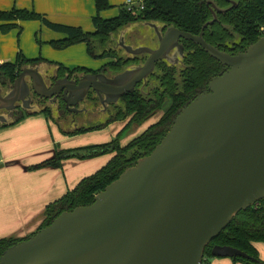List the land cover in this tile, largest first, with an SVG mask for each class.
<instances>
[{"label":"water","instance_id":"obj_1","mask_svg":"<svg viewBox=\"0 0 264 264\" xmlns=\"http://www.w3.org/2000/svg\"><path fill=\"white\" fill-rule=\"evenodd\" d=\"M229 8L208 1L213 19L199 34L175 26L164 32L153 22L158 46H119L143 64L110 77L89 72L46 82L39 67L25 66L4 93L0 110L24 109L31 93H63L70 111L93 90L104 109L146 82L161 60L178 63L182 39L202 46L225 69L183 106L154 150L138 159L96 194L93 203L58 215L50 225L6 249L0 264H202L207 246L243 210L264 200V36L245 51L229 52L204 38L205 28ZM28 105H27V104ZM12 119L0 115L1 124ZM213 256L255 260L230 245H215Z\"/></svg>","mask_w":264,"mask_h":264},{"label":"trees","instance_id":"obj_2","mask_svg":"<svg viewBox=\"0 0 264 264\" xmlns=\"http://www.w3.org/2000/svg\"><path fill=\"white\" fill-rule=\"evenodd\" d=\"M208 1L214 2L220 8H229L232 5L230 0H146L143 9L137 6L132 9L121 6L117 16L104 18L100 13L111 8L112 5L109 0H95L97 14L93 17L94 30L92 31H86L80 26L51 21L45 14L35 10L13 7L10 10H0V22H2L0 30L4 33L12 29L21 30L22 22L39 21L44 26L65 35L63 39L50 41L53 47L65 49L85 43L91 57L112 59L99 71H110L115 74L130 66L143 64L147 57V54L132 56L126 52L125 57L119 54V49L122 47L114 45L115 35L119 31H125L134 23L153 22L158 24L163 32L175 26L181 30L199 34L203 25L213 19ZM235 1L238 3L237 7L226 13H218V19L205 28L204 38L221 50L237 53L245 51L264 36V0ZM154 35L157 38L156 33ZM181 42L185 52L178 63L168 60L159 61L146 82L138 84L133 92L125 94L120 100V105L113 104L115 112L111 113L108 110V115L100 125L68 132L70 135H76L103 129L110 123L122 121L132 115L116 138L106 143L57 151L52 159L34 167L61 166L62 161L68 158L87 159L113 154L111 159L95 173L81 179L75 187L46 206L45 219L40 228L50 225L64 211L93 203L96 194L116 180L128 167L135 165L138 159L154 150L169 131L183 106L206 89L212 77L225 69L202 46L186 39H182ZM43 61L46 60L41 57L27 58L20 51L15 62L0 64V87L8 92L23 67H36ZM49 63L53 62L49 61ZM58 65L60 76L67 73L81 75L94 72L85 67L69 69L62 64ZM166 103H168L167 110L161 118L126 144H121L120 138L127 129L134 130L135 128L132 127L141 126L161 111ZM31 113H44L50 116L51 110H25L13 118L9 124H1V126L15 124ZM28 237L0 239V257L6 249ZM257 241H264V200L241 211L233 219L230 225L207 246L202 264H210V257L213 256L212 248L217 244L233 246L255 259L232 258L236 262L264 264L258 255L255 245Z\"/></svg>","mask_w":264,"mask_h":264},{"label":"crops","instance_id":"obj_3","mask_svg":"<svg viewBox=\"0 0 264 264\" xmlns=\"http://www.w3.org/2000/svg\"><path fill=\"white\" fill-rule=\"evenodd\" d=\"M109 1L111 4L119 3L120 8L125 6L126 0ZM13 7L35 10L45 14L51 21L80 26L86 31L94 30L93 17L97 14L95 0H0V10H10ZM109 9L102 11L100 15L112 18L119 14V9ZM24 23L30 25L29 21L22 22ZM46 29L42 27L43 43L47 46H42V55L39 56L46 61L62 64L69 69L85 67L95 72L112 60L91 57L85 43L56 49L50 41L63 39L65 35L50 28ZM13 30L6 33L0 30V64L15 62L19 54L20 48L14 42ZM153 38L156 39L155 36ZM7 42L9 45L4 48ZM45 53L47 56L43 57ZM24 56L29 58L25 54ZM57 70H46L41 73L46 76ZM121 122L116 121L103 129L95 130L103 132L106 136L99 138L98 144L116 138L124 127L120 126ZM115 124L119 127L115 128L113 126ZM110 125L113 126L112 130L106 131ZM59 126L62 129L55 130V124L50 122L44 113H31L21 121L8 126H1L0 123V239L24 238L36 232L45 219L48 204L75 187L84 177L95 173L113 156L104 154L87 159L68 158L62 161L61 166L47 165L34 168L37 164L52 159L57 151L84 146L74 139L86 138L85 135L82 133L70 135L68 132L71 130L64 129L60 123ZM226 259L228 260H217L216 263L231 264L233 261Z\"/></svg>","mask_w":264,"mask_h":264},{"label":"rangeland","instance_id":"obj_4","mask_svg":"<svg viewBox=\"0 0 264 264\" xmlns=\"http://www.w3.org/2000/svg\"><path fill=\"white\" fill-rule=\"evenodd\" d=\"M126 1H125V3H126ZM134 1H136L138 4V0H134ZM111 5H112V7L109 10H111V9L118 10L119 9V6H118L119 3L111 4ZM29 22H30L29 23L30 25H25V23L22 24L23 28L21 30L20 29H14V30L12 29L14 31V34H15L14 35L15 36L14 42L20 48L18 52H20V51L23 52L29 58H37L40 55H42V51H43L41 49L42 46H47L46 43H43V41H44L43 40L44 39L43 32L44 31L42 30V27L45 29L47 27L44 26L42 23L35 21V20L29 21ZM46 30H48V28ZM154 33L155 32H154L153 28L148 26L147 22L146 23H134V24L128 26L125 29V31H123V32L119 31L115 35L116 41L114 42V45H115V47H119L120 38L123 36L124 38H126V43L129 45H132L134 47L149 46L152 48H156L158 46V39L153 38L155 36ZM120 34H121V36H120ZM7 41H9V40H7ZM7 44L9 45V43L7 42V43H5V45L3 47L6 48ZM119 50H120L119 54L124 55V57H125L126 51L123 48L119 49ZM28 53H32L33 55H29ZM46 56H47V53L43 54V57H46ZM42 63L43 64H39L38 66H36V67H39L40 72H43L46 70L53 71V70H57L59 68V65L54 63V62L49 63V61H43ZM168 103L165 104V106L163 107V109L161 111H159L155 116H153L151 119H149L147 122H145L141 126L132 127L133 129L135 128L134 130L127 129L123 133L122 137L120 138L121 144L122 145L126 144L127 141L132 139L135 135L138 136L145 129H147L149 124H153L159 118H161V116L167 110ZM90 104H91L90 112L89 113L84 112V113L79 114L77 120L75 121V125L77 128L82 127V126H87L89 124H91L93 126L100 125V123L103 122L105 120L106 116L108 115L107 114L108 112L107 113L104 112L105 111V110H103L104 107L102 104L100 105L99 102L98 103H90ZM116 104L120 105L121 104L120 100ZM50 110H51V115L50 116L46 115V114L45 115L47 116L48 119H50V122H53L55 124V130L59 131L60 129H62V127L59 126V123L61 124V126L64 127V129H68L71 131H72V129H74V128L70 127V125H69V122L71 120V116L69 113L62 111V110H60L59 113L56 112L55 110H52V109H50ZM108 110L111 113L115 112L113 106L108 107ZM63 112H65V113H63ZM59 115H62L61 118L59 117ZM131 117H132V115H129L124 120H122V122L120 123V126L125 127L128 124ZM85 118L87 119V124L85 123ZM72 121H74V120H72ZM113 126L115 128L119 127L116 124ZM113 126L110 125V127L108 129H106V131H111ZM82 134L85 135L86 138L80 137L79 139H74V140L79 142L80 144H83L84 146L94 144L97 141H99V138L106 137L105 135H103L104 134L103 132L95 131V130L87 131V132H84ZM97 144H98V142H97ZM256 245L258 248V255L264 261V241H257ZM226 258H229V260H233L230 257H219V256L213 257L212 256V257H210V262H211V264H221V263H216V261L217 260H228ZM234 262H236V261H234V260L231 261V264H234ZM240 263L245 264L241 261H237L235 264H240Z\"/></svg>","mask_w":264,"mask_h":264},{"label":"flooded vegetation","instance_id":"obj_5","mask_svg":"<svg viewBox=\"0 0 264 264\" xmlns=\"http://www.w3.org/2000/svg\"><path fill=\"white\" fill-rule=\"evenodd\" d=\"M98 72H104V73L108 74L110 77H113L115 74H117V73L113 74L110 71L109 72L108 71H98ZM98 72H95V73H98ZM84 74L74 75V74H68L67 73V74H63V76H60V72H59V70H57L53 74L46 75L45 79H46L47 84L49 86H52L54 84L56 78L69 75L70 78L79 79ZM4 93H7L5 89H4ZM31 97H32V100L30 101L29 104L34 109H52L58 113L60 112V110H62V111L69 113L71 116V120L69 122V125H70V127L74 128L76 130L81 129V128L94 127L93 125L89 124L87 126H82V127L77 128L75 125V121L77 120L79 114L84 113V112H87V113L90 112V107H91L90 103H98L99 102L101 105V102H100L98 95L93 90H90L87 97L82 102H80L79 104L76 105V108L84 110L83 112H79V113H74L68 109L67 104L64 100L63 93H61L60 95L53 96L52 98H44V97L38 96L34 93H31ZM24 105H25V103H23V102H17L15 105V108H13L12 110H0V115H4L9 119H13L17 115H19L20 113H22L26 110V109H24ZM110 106H113V105H108L106 109H103V110H105L104 112L107 113L108 107H110ZM65 112H63V113H65ZM61 116L62 115H59L60 118H61ZM72 120H74V121H72ZM85 123L87 124L86 118H85Z\"/></svg>","mask_w":264,"mask_h":264},{"label":"built area","instance_id":"obj_6","mask_svg":"<svg viewBox=\"0 0 264 264\" xmlns=\"http://www.w3.org/2000/svg\"><path fill=\"white\" fill-rule=\"evenodd\" d=\"M145 1L146 0H138V4L134 0H127L125 5L128 9H132L135 6H137L139 9H143L145 7Z\"/></svg>","mask_w":264,"mask_h":264}]
</instances>
